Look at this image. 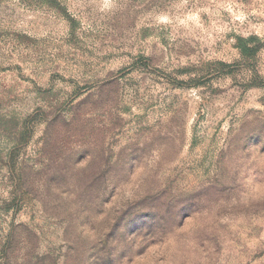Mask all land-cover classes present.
I'll list each match as a JSON object with an SVG mask.
<instances>
[{
	"label": "rangeland",
	"instance_id": "rangeland-1",
	"mask_svg": "<svg viewBox=\"0 0 264 264\" xmlns=\"http://www.w3.org/2000/svg\"><path fill=\"white\" fill-rule=\"evenodd\" d=\"M0 264H264V0H0Z\"/></svg>",
	"mask_w": 264,
	"mask_h": 264
}]
</instances>
